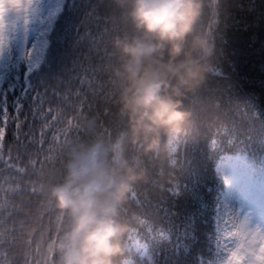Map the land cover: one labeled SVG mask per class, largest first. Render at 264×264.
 I'll list each match as a JSON object with an SVG mask.
<instances>
[{"label": "trees", "instance_id": "obj_1", "mask_svg": "<svg viewBox=\"0 0 264 264\" xmlns=\"http://www.w3.org/2000/svg\"><path fill=\"white\" fill-rule=\"evenodd\" d=\"M200 5L177 61L185 67L166 74L186 116L147 139L134 138L121 114L122 45L147 39L128 15L130 0H66L41 68L26 79L21 61V71H10L17 73L0 93V264H63L48 246L72 218L51 191L64 183L72 154L96 143L106 150L107 173L143 177L120 209L123 240L136 230L147 264L215 263V157L244 154L264 177V0Z\"/></svg>", "mask_w": 264, "mask_h": 264}, {"label": "clouds", "instance_id": "obj_2", "mask_svg": "<svg viewBox=\"0 0 264 264\" xmlns=\"http://www.w3.org/2000/svg\"><path fill=\"white\" fill-rule=\"evenodd\" d=\"M130 4L128 15L147 39L122 45L127 62L123 65L126 86L120 96L121 114L127 115L134 138L143 134L147 139L186 116L176 98L180 92L166 74L178 76L185 67L177 61L184 55L201 5L200 0H130ZM165 51L166 63L162 59ZM179 78L187 82L183 76ZM156 143L153 139L148 148ZM105 154L100 143L73 153L66 164L64 183L51 191L57 207L72 218L69 230L48 246L50 254L62 255L63 264H121L125 254L122 241L128 228L120 220V209L127 203L131 183L143 177L131 169L125 176L107 173Z\"/></svg>", "mask_w": 264, "mask_h": 264}, {"label": "rangeland", "instance_id": "obj_3", "mask_svg": "<svg viewBox=\"0 0 264 264\" xmlns=\"http://www.w3.org/2000/svg\"><path fill=\"white\" fill-rule=\"evenodd\" d=\"M23 1H30V5L38 12L34 15L36 22L41 21L39 28L36 24L33 25L31 30L36 34L25 42L23 48L25 64L30 69L37 70L49 45L47 38L45 39L48 31L44 19H54L56 4L60 6V0L57 3L52 0H16L14 4L11 0H0V12L6 13L9 8L20 7V2ZM39 2L43 5L39 6ZM21 18L23 17L18 15L15 22L21 24L18 32L23 33L29 29L30 22L27 17L21 22ZM3 38L9 42L7 33H4ZM2 53L4 54L3 49ZM225 163L219 169L223 173L226 188L223 190L216 220L218 264H248L249 260L264 264V187L255 190L256 186H253L250 178L243 179L241 160L227 158ZM134 242L135 240H129L128 251L133 250ZM142 255L138 254L140 258ZM237 255L240 257L239 261L236 260Z\"/></svg>", "mask_w": 264, "mask_h": 264}, {"label": "snow or ice", "instance_id": "obj_4", "mask_svg": "<svg viewBox=\"0 0 264 264\" xmlns=\"http://www.w3.org/2000/svg\"><path fill=\"white\" fill-rule=\"evenodd\" d=\"M236 260H237V261H239V260H240V257H239L238 255L236 256Z\"/></svg>", "mask_w": 264, "mask_h": 264}, {"label": "bare ground", "instance_id": "obj_5", "mask_svg": "<svg viewBox=\"0 0 264 264\" xmlns=\"http://www.w3.org/2000/svg\"><path fill=\"white\" fill-rule=\"evenodd\" d=\"M59 5H60V4H59ZM45 21H46V20H45ZM46 24H47V25H49V22H48V21H46L45 25H46Z\"/></svg>", "mask_w": 264, "mask_h": 264}]
</instances>
